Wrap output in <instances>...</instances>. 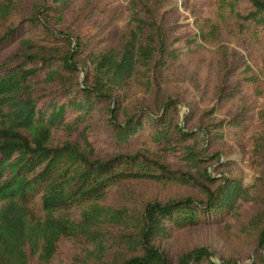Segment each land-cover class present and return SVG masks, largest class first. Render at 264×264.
<instances>
[{"label":"trees","instance_id":"trees-1","mask_svg":"<svg viewBox=\"0 0 264 264\" xmlns=\"http://www.w3.org/2000/svg\"><path fill=\"white\" fill-rule=\"evenodd\" d=\"M71 1L0 0V52L14 45L0 58V264H26V246L48 260L68 237L82 242L86 264H240L231 256L215 260L204 246L175 253L161 246L185 227L240 218L250 264H264V165L249 184L229 173L213 176L209 156L182 124L188 113L181 116V101L160 93L163 70L194 55L204 31L185 38L188 24L163 25L154 13H140L116 45L86 44L68 28H54ZM216 1L229 5L239 30H255L264 45V0ZM214 2L203 0L198 10L208 14ZM20 7L27 17L16 22ZM30 27L44 35L27 33ZM208 28L218 32L216 24ZM237 75L233 92L264 93L251 65ZM132 82L149 90L151 108L121 105ZM97 111L105 116L99 129L91 121ZM243 119L246 130L251 119ZM60 126L76 136L52 143L51 131ZM144 179L187 185L199 196L155 199L137 210L95 205L113 186ZM83 205L90 207L78 220L64 215ZM108 223L123 225L114 244L104 239Z\"/></svg>","mask_w":264,"mask_h":264},{"label":"rangeland","instance_id":"rangeland-1","mask_svg":"<svg viewBox=\"0 0 264 264\" xmlns=\"http://www.w3.org/2000/svg\"><path fill=\"white\" fill-rule=\"evenodd\" d=\"M201 1L203 0H72L63 21L55 23L54 28H68L73 37L86 44L96 43L102 46L116 45L125 31L135 25V16L141 14L143 18H150L148 14L154 13L163 25L188 24L190 29L183 32L185 38L192 31L199 33L203 30L206 39L200 40L201 47L194 49V55L182 56L163 70L160 93L181 101V116L188 113L187 121L182 124L195 133L203 155L209 156V172L213 176H219L220 173L236 175L244 184H249L256 175L255 170L264 165V93L255 97L244 92L236 93L231 89L240 77L237 70L246 63L264 81V45L259 43L255 30H239L229 5L215 0L208 14H201L198 10ZM244 5L241 4V7ZM20 9L21 7L14 17L16 22L27 17L26 8ZM205 17L211 21L205 20ZM211 23L218 27L215 36L207 32ZM3 28L0 27V31ZM27 29L30 31L27 33L34 36L44 35L33 27ZM175 35L177 34H170V39ZM44 37L50 38L48 35ZM13 48L14 45L1 51L0 58L7 56ZM251 59L257 62L258 67L253 66ZM120 95L121 105L128 109L139 105L151 108L153 104L149 90L136 82H132ZM245 116L250 117L251 123L246 130H242ZM104 120L105 116L100 111L91 119L96 129L101 127ZM203 133L210 138L206 140ZM76 134L75 130L60 126L51 131V140L52 143H59L64 139L74 138ZM186 195L197 197L199 192L196 188L177 182L132 180L110 188L105 197L95 205L101 209L130 210L147 201H166ZM89 207L90 205L76 207L64 215L76 221L80 212ZM248 207L251 205L245 209ZM251 212L252 210L249 214ZM240 219L232 220L231 225L206 221L185 227L161 246L170 253L182 248L204 246L213 253L215 260L220 256H231L240 264H250L253 260L252 246L239 230ZM116 224L118 223H108L105 229L104 239L107 238L110 244L122 237L120 234L123 225ZM25 251L26 264H86L87 259L82 242L72 237L61 239L48 260H43L39 252L28 246Z\"/></svg>","mask_w":264,"mask_h":264}]
</instances>
